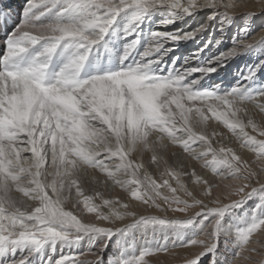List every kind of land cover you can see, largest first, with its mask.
<instances>
[{
    "label": "snow or ice",
    "instance_id": "snow-or-ice-1",
    "mask_svg": "<svg viewBox=\"0 0 264 264\" xmlns=\"http://www.w3.org/2000/svg\"><path fill=\"white\" fill-rule=\"evenodd\" d=\"M129 9L135 13L133 24L153 11L165 10L169 17H177L211 9L209 21L222 16L226 27L235 16L264 12V0H28L22 11L9 0H0V29L20 17L7 32L5 54L0 57V250L8 245H33L38 251L50 241L68 240L67 229L111 237L112 227L82 222L65 207L73 201V208L82 206L109 224L137 213L127 211L128 203L104 199L99 192L86 194L88 186L100 182L96 173L103 176L105 185L110 181L147 206L145 212L154 208L163 215L181 214L170 216L171 220L164 215L146 221L177 228L190 227L196 215L222 217L257 191H264V139L247 130L264 137V94L195 92L182 81L197 71L215 68H193L177 78H162L151 74L147 60L110 74L79 78L93 46L104 39L116 17ZM49 13L55 19L44 25L43 18ZM204 30L179 35L156 32L153 36L158 41L179 42L194 39ZM261 38L264 32L257 39ZM256 42H244L238 49ZM37 45L42 48L39 54L33 55L27 67L18 66ZM135 46V42L129 46L124 60ZM61 47L65 52L74 50L73 55L54 83L46 85L49 63ZM157 51L149 49L144 56ZM211 120L222 124L242 151L214 147L213 141L223 139V134L208 132ZM170 146L182 150V161L172 159L177 153ZM245 153L254 154V159ZM185 156L201 162L212 177L195 169L182 170L187 168ZM151 165L157 170L162 167L159 182L147 171ZM185 175L199 186L195 195L182 179ZM98 198L102 204L95 203ZM101 208H108L109 213ZM241 240L232 264H264V221L253 224ZM215 246V240L206 235L181 247L198 249L183 264H199ZM176 249L148 253L138 264H148L147 257ZM87 254L62 257L57 264H100L98 253H90L94 261L79 258ZM18 264H27V258Z\"/></svg>",
    "mask_w": 264,
    "mask_h": 264
},
{
    "label": "bare ground",
    "instance_id": "bare-ground-1",
    "mask_svg": "<svg viewBox=\"0 0 264 264\" xmlns=\"http://www.w3.org/2000/svg\"><path fill=\"white\" fill-rule=\"evenodd\" d=\"M26 1L28 3V0ZM15 4L18 5L21 3L18 0ZM204 11H206V13L198 11L192 16L179 15L177 17H169L165 10L153 11L144 17L142 21L133 24L134 10H126L116 17L104 39L99 44L93 46L88 53V58L90 55H95L96 57L104 55L109 56V61L116 67L112 72L125 70V65L136 66L142 61L147 60L150 64V72L152 75L168 76L170 74V76L175 78L182 76L186 72H191L193 68L205 70L215 68L214 71L210 72L197 71L192 76L186 77L182 83H185L187 87H191L195 92H212L215 95H229L233 91H238L244 96H259L264 94V64H262V60L260 61L257 59V56L261 52L255 50L257 47H254L264 39H257L260 33L264 32V29L259 34L252 36L249 30H242L237 39L234 37L233 40H230L229 33L233 31L231 27L238 26L236 22L240 20L243 14L231 18L226 27L224 26V18L222 16H217L215 20H212V24L207 27L206 24L211 22L209 21V17L213 15V11L211 9H205ZM201 16H205L206 18L202 21L199 19ZM54 19V13H49L43 18V24L46 25L47 23H51ZM169 19H172L173 22L168 23ZM215 22H218V24L215 26L216 30H214V34L216 35L217 31L218 33L214 43L212 39H209L210 35H208V37L206 36L207 30L199 32L194 39L180 40L179 42H173L172 40L158 41L153 36L156 32L172 35L198 32L201 28L207 29L212 27ZM130 24L132 25L131 28H129ZM222 27L224 28L223 31H221ZM232 37L231 35L230 38L232 39ZM253 40L257 42L247 47L245 50L241 51L238 49V46L242 45L244 42ZM134 42L136 45L135 48L129 54L128 59L124 60L126 51ZM37 46L40 47V52L42 48L40 45ZM0 47L5 51V46L1 39ZM152 48H159V51L153 52L151 57H145L144 53ZM234 49L237 50L236 54L221 63L220 58L232 52ZM73 51L74 50L69 49L65 52L63 48L64 64L60 71L67 65L69 59L73 55ZM21 63L18 66H21ZM105 74H110V72ZM243 74H245V77L241 79ZM256 119L259 120V117H256ZM210 123L207 129L209 133L213 131L222 133L227 141L238 144L235 138L232 137L231 133L228 132L222 124H218L214 120H211ZM247 130L250 134L257 135L258 139H264V137H259L257 133L252 132L251 128ZM213 146L218 149V138L213 141ZM170 150L177 153L172 157L173 160L182 161L183 157L180 154L182 152L181 149L170 146ZM237 150L242 151L239 147ZM245 155L254 159V154L252 153H245ZM149 156L150 154L145 155L144 160L146 161ZM184 161L187 168L182 170L191 171L195 169L206 178L212 177L213 174L210 170L204 169L201 162L187 158L186 156L184 157ZM147 171L159 182L162 167L160 170H157L155 165H151L147 167ZM96 176L100 182L88 186L86 194L95 195L99 192L104 199L128 203L129 208L127 211H135L137 213L125 217L123 220L115 221L113 224H109L106 221L97 219L95 214L87 213L82 209V206L73 208V201H69L65 206L66 210L76 212L79 218L82 219V222L95 223L97 226L101 227H112L113 235L109 237L102 233H80L76 232L74 229H67L69 232L68 240L50 241L38 251L33 245H8L5 249L0 250V264H18V262L24 258H27V264H49L50 261L52 264H57L62 257L83 253H89L79 257L85 261H94L95 256L90 253H98L101 256L100 264H138V260L141 256H145L148 253H156L155 251L157 249L160 252L161 250L172 248L177 249L171 253H161L156 256L147 257L148 264H183L184 258L188 257L192 251L198 250L181 249V247L194 241V235H196V237L197 235L200 236L198 240L207 235L216 242L215 248L211 252L206 253L199 264H232L233 258L236 257L242 246V234L246 232L245 230L251 228L253 224L257 223L258 219L262 218V220H264V211L262 212L255 208V213L252 214L247 207L239 212V214H235L236 216L234 218H229L230 216L226 218L229 227L232 225L233 228H226L225 219L223 222L218 220L219 223L214 222L210 224L209 218L212 217V214H201L194 217L200 222V226L197 230L194 228L195 230L190 232L188 228L189 232H187L185 231L187 230L186 228H184V231L183 228L182 230L179 228L178 231H176V229L170 234V230L157 228L156 224L154 225L146 221L151 216H157V218L162 219L164 215H169V220H171L170 216L178 217L176 214L168 213L163 215L154 208H150L145 212L144 209L147 206L134 200L130 193L119 186H114L110 181L105 185L104 178L100 173H96ZM182 179L189 187V190L194 192V195L199 191V186L193 185L187 175L183 176ZM216 180L219 181V178L216 177ZM171 183L175 186L174 180H172ZM164 191L165 194H168L167 190ZM197 198H199V196H197ZM189 202L191 203V200H189ZM95 203L102 204V199H96ZM257 204H259V202ZM29 210L31 209L29 208ZM101 211L105 214L109 213L108 208H101ZM121 211H124V209H121ZM191 214L192 213H190V215ZM225 214L226 212L224 215ZM141 215H143L144 219H140ZM256 218L257 222L254 221ZM193 222L192 224H194ZM219 227L221 229L223 228L224 234L218 232ZM117 229L119 230L117 231ZM189 238L190 240L186 242ZM160 241L161 244H159ZM128 245L131 247L128 248ZM132 256L136 258L132 259ZM240 264H245V262L240 261Z\"/></svg>",
    "mask_w": 264,
    "mask_h": 264
},
{
    "label": "rangeland",
    "instance_id": "rangeland-1",
    "mask_svg": "<svg viewBox=\"0 0 264 264\" xmlns=\"http://www.w3.org/2000/svg\"><path fill=\"white\" fill-rule=\"evenodd\" d=\"M203 13H206V11H203ZM134 15H135V13H134ZM206 17L205 16H201L199 19L200 20H204ZM157 22H159V21H157ZM237 24H238V26H232L231 28L233 29V31L231 32V33H229L230 34V36H229V39L230 40H233V38L234 37H236V39H237V37H238V35H240L241 34V32H242V30H244V29H246V31L247 30H249V32H250V34H251V36L252 35H257V34H259L263 29H264V12H261L259 15H257V16H250V15H247V14H243V16L240 18V20H238L237 22H236ZM198 24H200V23H198ZM210 24H212V21L211 22H209V23H207L206 25H207V27H208V25L210 26ZM216 24H218V22H215L214 23V25L212 26V27H209V28H207V29H205V30H207L206 32H207V37H208V35H210L209 36V39H212L213 40V43H214V41L217 39V33H218V31L216 32V35L214 34V30H216L215 29V26H216ZM204 30V31H205ZM235 30V31H234ZM231 35L233 36L232 37V39L230 38L231 37ZM227 38V37H226ZM228 39V38H227ZM229 40V41H230ZM254 47H257L255 50H257L258 52H261L257 57V59H259L260 61L262 60V64H264V39H262L261 40V42H259L257 45H255ZM141 55V54H140ZM204 63V62H203ZM158 76V75H157ZM170 76V74L168 75V76H163V75H159L158 77H169ZM172 78H175V77H173V76H171ZM245 77V74H243L242 76H241V79L242 78H244ZM240 79V80H241ZM190 82V81H189ZM184 84V86H187L185 83H183ZM199 92V91H198ZM200 92H202V91H200ZM215 121V120H214ZM211 123H210V121H209V124H208V126L210 125ZM223 142V143H222ZM228 142V143H227ZM218 144H219V146H218V148L219 147H221V146H224V147H233V148H235V149H237L239 146H238V144H236L235 142H233L232 143V141H227V139H226V137L224 138L223 137V139H220V138H218ZM236 144V145H235ZM248 201V202H247ZM247 201H245L241 206H239V207H235V208H231L230 210H228V211H226V214L225 215H223L222 217H220V216H218V215H215V214H212V217H210L209 218V223L210 224H212V223H216L218 220H221V222H223V220H224V222H225V226H226V228L228 229V228H230V227H232L233 228V226L231 225L230 227H229V224L226 222V218L227 217H229V218H234L237 214H239V212H241L242 210H244L245 208H247L248 207V209L251 211V213L252 214H254L255 212H254V209L256 208V210L258 209L259 211H264V191H257L253 196H251V198H249V200H247ZM159 202V201H158ZM259 202V204H257ZM262 202V203H261ZM246 203V204H245ZM255 203V204H254ZM251 205V206H250ZM262 205H263V207H262ZM243 206V207H242ZM242 207V208H241ZM250 207V208H249ZM260 208H262V209H260ZM233 211V212H232ZM253 211V212H252ZM238 212V213H237ZM231 213H233V214H231ZM236 214V215H235ZM189 215H190V213H189ZM176 216H178V217H180L181 216V214H176ZM214 216V217H213ZM223 218V219H222ZM217 220V221H216ZM260 220L261 221H264V220H262V218H260V219H258V222H260ZM193 223L194 224H191V226L190 227H187L186 229L187 230H185L184 228H183V231L185 230V231H187V232H192V231H194L195 229L197 230L198 228H199V226H200V222L197 220V219H193ZM255 222H257V218L254 220ZM195 222H197V223H195ZM257 222V223H258ZM155 225V224H154ZM193 225V226H192ZM159 226V227H158ZM155 227V226H154ZM156 227L157 228H160V229H165V230H170V234L172 233V231L174 232L176 229V231H178L179 230V228H175V227H167V226H161V225H159V224H156ZM166 227V228H165ZM192 227V228H191ZM173 228H175V229H173ZM188 228H189V231H188ZM195 228V229H194ZM173 229V230H172ZM193 229V230H192ZM180 230H182V228H180ZM218 232L219 233H225L224 232V230H223V228L221 229L220 227L218 228ZM221 231V232H220ZM245 231H247V230H245ZM195 236V239H194V241H196V240H198L199 238H200V236H198L197 235V237H196V235H194ZM190 240V238L189 239H187L186 240V242H188ZM193 242V241H192ZM159 244H161V241L159 242ZM189 244H191V242L189 243ZM128 248H130L131 246L130 245H128L127 246ZM158 251V249L155 251V252H157ZM159 252V251H158ZM136 257H134V256H132V259H135Z\"/></svg>",
    "mask_w": 264,
    "mask_h": 264
}]
</instances>
